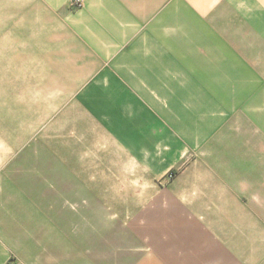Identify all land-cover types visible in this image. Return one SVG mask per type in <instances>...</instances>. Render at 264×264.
Instances as JSON below:
<instances>
[{"label": "rangeland", "instance_id": "rangeland-1", "mask_svg": "<svg viewBox=\"0 0 264 264\" xmlns=\"http://www.w3.org/2000/svg\"><path fill=\"white\" fill-rule=\"evenodd\" d=\"M102 2L0 0V211L6 214L0 223L29 229L15 242L16 264H185L184 258L206 264L216 244L188 225L193 204L182 194L183 169L197 160L188 144L197 140L196 129L137 107L101 112L107 119H136L140 130L129 136L103 127L87 110L84 89L73 88L81 66L109 65L101 55ZM260 28L239 24L226 31ZM183 61L177 57L175 65ZM238 76L246 84L223 92L221 111H259L262 74ZM89 77L91 83L96 76ZM262 234L255 228L222 239L229 250L238 239L248 255L262 245ZM257 253L242 264H264V248ZM224 261L240 264L230 254Z\"/></svg>", "mask_w": 264, "mask_h": 264}, {"label": "crops", "instance_id": "crops-1", "mask_svg": "<svg viewBox=\"0 0 264 264\" xmlns=\"http://www.w3.org/2000/svg\"><path fill=\"white\" fill-rule=\"evenodd\" d=\"M101 24V55L109 65L81 66L82 75L73 82L76 91L84 89L87 110L103 127L129 131V136L140 130L136 119H107L101 112L109 106L120 114L124 107L132 112L137 107L149 115L161 112L171 116L165 117L170 121H182L188 131L196 129L197 140L188 144L197 160L183 169L182 194L193 204L186 215L188 225L216 244L206 264H222L229 254L240 264L247 257L258 258L264 242L244 255L238 239L229 250L222 236L255 228L264 232V49L254 45L264 43V28L248 34L226 28L264 27V0H103ZM177 57L183 64L175 65ZM92 74L96 77L89 83ZM239 74H262V96L256 103L262 108L245 116L228 114L219 106L225 90L239 91V82L246 84ZM245 104L253 106V99L245 96ZM238 120L243 124L237 125ZM5 217L0 211V218ZM28 230L6 227L1 220L0 264H16L20 248L15 242H22Z\"/></svg>", "mask_w": 264, "mask_h": 264}]
</instances>
